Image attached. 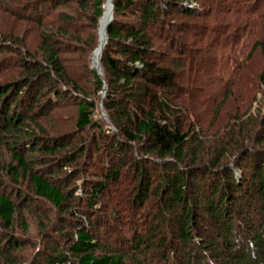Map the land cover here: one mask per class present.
I'll return each instance as SVG.
<instances>
[{
    "label": "trees",
    "instance_id": "trees-1",
    "mask_svg": "<svg viewBox=\"0 0 264 264\" xmlns=\"http://www.w3.org/2000/svg\"><path fill=\"white\" fill-rule=\"evenodd\" d=\"M108 1L0 0V264H264V0H113L101 75ZM201 67L225 86L206 137Z\"/></svg>",
    "mask_w": 264,
    "mask_h": 264
},
{
    "label": "rangeland",
    "instance_id": "rangeland-1",
    "mask_svg": "<svg viewBox=\"0 0 264 264\" xmlns=\"http://www.w3.org/2000/svg\"><path fill=\"white\" fill-rule=\"evenodd\" d=\"M110 1V0H109ZM207 2H210L214 5V12L216 14L218 13H224L227 9V7H229L230 5H232L233 7L237 5V2L236 0H207ZM223 3L224 6H221L219 7L220 3ZM244 3V6H251V3H252V0H244L242 1ZM190 6L191 7H199V3H196V2H191L190 3ZM219 7V8H218ZM230 9V8H229ZM213 12V13H214ZM128 16V15H126ZM178 20L180 21H186V17H182V16H178L177 18ZM0 21H2V32H5L8 30L9 27H11L10 25H8V21H6L5 18H0ZM13 29V28H12ZM28 38H29V41L30 42H33V43H37V40H38V37H37V29L36 27L30 29L28 27ZM100 33V32H99ZM100 39V38H99ZM101 40V39H100ZM249 41V42H246ZM252 40H250V36L247 35L245 38H243V40L241 41V43L239 44V46L237 47L236 49V55L238 56L239 59H243L244 55L248 54L249 53V50L251 48V42ZM198 45V44H197ZM100 46V44L98 45V47ZM203 45H200L199 47H202ZM97 47V48H98ZM97 48L95 49V51L97 50ZM95 51L93 53V62H92V67H97L98 64H101V60L100 62L98 63L96 60L99 59V56H97L95 54ZM89 53V52H88ZM97 53V52H96ZM95 54V56H94ZM65 57L71 59V60H68V64L70 67H75L76 70H78V68H80V66L82 67V61L83 59L78 56V53H74V52H71L70 53H67L65 55ZM255 59H254V63L256 66H260L262 67L261 65L263 64L264 62V52L263 50L261 51H258L256 52V54L254 55ZM74 58V59H73ZM100 69V70H99ZM96 70L98 72L101 73V75L104 74V72H102V67L100 65V68ZM203 73H206L205 75H208L209 76V79H206L205 77H196L194 76V70L192 69H188V72H187V75H183V76H186L185 77V81L182 82V85L184 88L187 89V91L189 90L190 91V96L194 97L195 95L196 98L195 100H193L194 104L199 107L198 109V112L200 113L201 115V125L200 128H201V135H203L204 137L210 135L211 132H214L215 130H217L218 128H220L222 126V124H226L225 122V118H222V121H221V124H217L216 126H211V128L208 129V126L209 124L211 123V120H212V116H213V111L214 109L216 108V106L219 104V102H221V99L223 98V91L225 89V86L222 82H219L216 78V75L215 73H213L211 71V68H208V69H205V67H201ZM18 70V66L17 64H7L5 66V68L3 69L2 72H0V81L2 80L5 81L9 76H13L14 74L13 73H16ZM190 73V74H188ZM197 73V72H196ZM79 76H81V74L79 73ZM192 77L195 78V81H196V85L198 86V93L197 91L195 92L194 88L191 87V85L189 86L186 82L187 80H189V83H191V79H193ZM199 78V79H198ZM87 79V77H81V82L85 83V80ZM195 83V82H194ZM264 88V87H263ZM247 88H246V85H243L240 90H243L245 91ZM238 90V88L235 89V91ZM216 94V98H213V95ZM261 97V93L258 94V99ZM194 99V98H193ZM102 101V99H101ZM100 101V108H99V111H98V115L97 117H101L104 121H109V117H108V113L107 111L105 110V106L101 103ZM192 101V100H191ZM235 102L234 101H229L227 103H223V110L224 112L226 111H230L233 112V109L234 108V104ZM236 105V104H235ZM261 104L259 103V101L255 102L254 104V109L256 108H259ZM103 106H104V109H103ZM75 105H74V101L70 100V101H67L65 104H63L62 106L58 107L57 109V115H56V120H59L60 117L64 118L65 120H70L71 118H73V114H74V109H75ZM253 109V110H254ZM106 114V115H105ZM193 118V116H192ZM55 120V121H56ZM112 124V123H111ZM113 125V124H112ZM110 125L113 130L115 131L116 128L115 126L113 125ZM205 139V138H204ZM214 140V139H213ZM103 159V158H102ZM105 165H107L108 163L107 162H103ZM125 169V170H124ZM124 172H125V175H124V178L126 179V181H128L127 179H130L132 180V177H133V170L131 169H126V167L124 168ZM80 184H82L81 182H79ZM122 184L124 185V182L121 183V186ZM217 258V257H215Z\"/></svg>",
    "mask_w": 264,
    "mask_h": 264
},
{
    "label": "bare ground",
    "instance_id": "bare-ground-1",
    "mask_svg": "<svg viewBox=\"0 0 264 264\" xmlns=\"http://www.w3.org/2000/svg\"><path fill=\"white\" fill-rule=\"evenodd\" d=\"M114 5V4H113ZM112 5V1L110 0V1H108L107 3H106V12H105V15L103 16V18H102V20H101V27H100V33H99V36H100V39H101V44H100V47H99V49H98V51H97V53H96V55L97 56H100V54L102 55V50H103V48L105 47V45L107 44V43H105L106 42V38H107V29H108V27H109V25H110V23H111V21L113 20V18H112V15H113V13H114V8H115V6H113ZM114 16V15H113ZM111 18H112V20H111ZM109 40V39H108ZM102 52V53H101ZM103 56V55H102ZM98 63H99V59L98 60H96ZM101 65V64H100ZM98 66H99V64H98ZM97 66V67H98Z\"/></svg>",
    "mask_w": 264,
    "mask_h": 264
},
{
    "label": "water",
    "instance_id": "water-1",
    "mask_svg": "<svg viewBox=\"0 0 264 264\" xmlns=\"http://www.w3.org/2000/svg\"><path fill=\"white\" fill-rule=\"evenodd\" d=\"M112 1V5L114 4L113 3V0H111ZM114 6V5H113ZM112 18H113V15H112ZM112 18H111V20H112ZM107 40H106V42L105 43H107L108 42V36H107V38H106ZM103 54V53H102ZM103 57V56H102ZM95 68H97V69H99L100 68V64H99V66L98 67H95ZM100 70V69H99ZM101 74V73H100ZM104 88H105V90H104V92H103V97L105 96V94H106V91H107V85L105 84V86H104ZM103 109H104V106H103ZM106 115V114H105Z\"/></svg>",
    "mask_w": 264,
    "mask_h": 264
}]
</instances>
